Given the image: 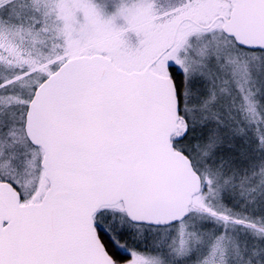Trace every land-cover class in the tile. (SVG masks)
Instances as JSON below:
<instances>
[{
	"label": "snow or ice",
	"instance_id": "6c2138e0",
	"mask_svg": "<svg viewBox=\"0 0 264 264\" xmlns=\"http://www.w3.org/2000/svg\"><path fill=\"white\" fill-rule=\"evenodd\" d=\"M0 264H264V0H0Z\"/></svg>",
	"mask_w": 264,
	"mask_h": 264
}]
</instances>
